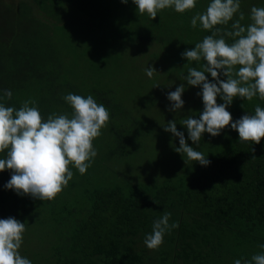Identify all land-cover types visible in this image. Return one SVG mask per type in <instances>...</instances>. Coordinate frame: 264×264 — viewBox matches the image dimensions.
Instances as JSON below:
<instances>
[{
	"label": "trees",
	"instance_id": "trees-1",
	"mask_svg": "<svg viewBox=\"0 0 264 264\" xmlns=\"http://www.w3.org/2000/svg\"><path fill=\"white\" fill-rule=\"evenodd\" d=\"M7 1L0 0V97L5 89L15 94L0 102L18 109L25 100H35L46 120L51 113L71 115L72 108L62 97L73 93L92 95L110 113L107 126L93 141L98 154L91 166L82 175L69 165L73 178L53 200L18 195L5 187L11 170L0 172V219L12 216L26 225L20 254L32 264H234L237 259L251 260L252 240L264 228V138L259 144L241 142L230 125L217 136L204 133L199 145L188 143L204 154L209 165L178 153L171 169L163 167L152 172L156 176L150 174L153 180L147 172L134 171L130 162L132 171L123 170L127 175L120 180L117 168L121 166L115 164L135 160L138 155L133 149L145 135L165 133L164 138L153 137L159 152L179 146V138L162 125L154 126L136 115L131 125L129 119L119 117L124 102H115L109 87L125 83L129 89L138 83L137 59L129 64L128 50H145L154 42L162 50L155 54L162 61L168 59L172 69H200L203 60L189 62L181 54L211 34L199 22L196 28L191 26V18L204 12L210 0H196V7L184 13L163 9L155 19L139 14L133 0L126 13L120 11L127 7L121 0ZM35 5L42 15H36ZM253 6L264 7V0H240L242 25L251 23ZM239 12L228 25L216 27L230 29ZM205 75L212 80L210 74ZM200 91L190 92L192 109L198 115L204 107L197 95ZM217 102L223 103L220 97ZM257 105L264 108L258 96L251 101L237 97L228 111L236 120L254 114ZM169 108L167 114L178 122L177 129L187 130ZM122 119L126 125L119 122ZM104 161L110 164L108 173L115 170L109 185L100 176L90 177L93 170L102 172ZM156 161L160 167L165 159L158 155ZM74 193L79 194L78 200L65 197ZM165 211L171 213L169 223L178 222L179 227L165 234L158 249H148L145 236ZM236 230L245 242L231 238Z\"/></svg>",
	"mask_w": 264,
	"mask_h": 264
},
{
	"label": "clouds",
	"instance_id": "clouds-1",
	"mask_svg": "<svg viewBox=\"0 0 264 264\" xmlns=\"http://www.w3.org/2000/svg\"><path fill=\"white\" fill-rule=\"evenodd\" d=\"M121 2L126 4L128 0ZM133 3L139 14L147 13L151 19L166 8L184 13L196 7V0H133ZM239 10L240 0H210L204 12H197L191 18L193 28L199 22L204 30L211 31L181 54L189 62L204 61L200 69L189 67L182 77L187 85L200 87L197 95L202 97L203 111L199 118L189 115L179 122L187 129V139L177 129L175 120L164 125L166 132L179 138V146L173 145L174 150L202 166L209 165L210 161L190 146L188 140L199 145L204 133L217 136L229 125L238 132L241 142L259 144L264 138V108L257 105L254 114L246 113L236 120L228 111L237 97L251 101L258 96L264 100V7H251V23L246 26L240 23L244 14ZM238 12L239 19L231 23L230 29L216 27L228 25ZM225 37L232 38L233 42L229 44ZM144 71L149 78L157 72L150 66ZM184 91L182 83L167 93V99L172 102L169 111L178 112L183 108ZM217 97L223 103H218ZM11 98V90L5 89L0 100ZM62 98L72 108L71 115L51 113L46 120L35 106V100H25L18 109L0 102V153H4L0 158V172L11 170L5 187L18 195L53 200L73 178L69 165L83 175L98 154L93 141L107 126L109 110L92 95L68 93ZM170 216L165 211L153 221L152 231L144 239L148 249H158L165 234L179 227L178 222L169 223ZM25 231V223L15 217L0 219V264H32L19 252ZM259 247L264 249V244ZM234 264H264V252L252 255L251 260L237 259Z\"/></svg>",
	"mask_w": 264,
	"mask_h": 264
},
{
	"label": "rangeland",
	"instance_id": "rangeland-1",
	"mask_svg": "<svg viewBox=\"0 0 264 264\" xmlns=\"http://www.w3.org/2000/svg\"><path fill=\"white\" fill-rule=\"evenodd\" d=\"M27 1V0H24ZM31 2L30 0H28ZM9 3L12 2V0L7 1ZM127 7H121L120 11H123L126 13V9H130V1L128 0V3H126ZM134 8V7H133ZM34 12L37 16L42 15L40 13V10L36 5L33 7ZM165 15L167 16V13L165 12ZM147 14L145 13V18ZM145 18L143 20H145ZM142 20V21H143ZM158 24V23H157ZM156 31V29H154ZM157 33V32H156ZM153 47H149L148 49L141 51L138 48L128 50L129 56H127V59L129 60V64L131 61L135 58L137 59L136 65L138 66L139 73H140V81L138 83L133 84L132 86H129V89H126L124 87L125 83L121 86L113 87L111 85L109 87L111 94L110 97L113 96V99L115 102H124V110L123 113H118L117 115L122 118L129 119L128 123L133 124V118L134 115L138 116V118L144 119L146 122H150L154 126H163L167 124L168 121L172 120L171 115L167 114L166 109L171 106V103L167 99V93L171 91V88H175L179 86L180 84L185 85V91L182 94V99L184 100V106L183 108L178 111L174 112L177 115V119L180 122L182 119L186 118L187 116L191 115L193 118H199L198 113L195 114L196 110L192 109V104H194V101H192L191 98V91L198 90L200 87H186L187 81L182 80L183 75H186L187 72H185L186 68H181L178 66L176 69H172L171 63H168L167 60L162 61L159 59L158 55L155 53L162 52L161 49H159V44H156V42L151 44ZM137 55H140L139 57ZM137 56V57H135ZM148 66L154 67L157 72L154 73L152 78H149L145 73V68ZM99 67V65L96 66V69ZM175 68V67H174ZM170 71H172V75L169 76ZM109 76V75H108ZM130 78V77H129ZM107 80V76L105 77V81ZM148 83V84H147ZM147 84V85H144ZM159 85V86H156ZM83 88V87H82ZM174 89V91H175ZM82 91V90H81ZM12 94H15L13 91ZM195 105V104H194ZM199 110V107L195 106ZM201 109V108H200ZM132 110V112H131ZM173 114V116H176ZM44 117V116H43ZM137 119V118H136ZM136 121V120H135ZM120 123L127 124L122 121H119ZM138 122V120H137ZM177 122V121H176ZM178 122L176 123L177 126ZM140 125V124H139ZM132 127V126H131ZM134 127V126H133ZM165 131V130H164ZM184 134L187 136V130L184 131ZM153 137L156 138H164L165 133L162 131L160 133H156L155 136H147L140 137L141 141L137 148H134V152L137 153L138 157L135 160H128L125 162L124 165L120 164V162H116V167L121 166L120 169L117 168V171H119V179L121 180L123 177H125V173H123V170H131L130 165H133L134 171H139L141 174L143 172H147L149 174V180L152 179V175L156 176V173H152L153 171H161L163 167H165L167 170L171 169V167L175 164V159L177 156V152L174 150V147L169 151L165 153V150L162 152L158 151L159 144L153 140ZM158 155H161V158H164V163L159 166V161H156V157ZM163 155V157H162ZM130 162V165H129ZM103 167H101L102 172H97L96 170H93L90 174V177L92 180H95L96 177H102V183L105 185H109L112 183L116 177L115 170L108 173L107 168H110V164L106 161L103 162ZM155 167V168H152ZM105 171L103 172V170ZM136 174V173H134ZM152 174V175H150ZM138 182V181H137ZM70 194H67L65 197L78 200V193L72 194L70 197H68ZM76 203V202H75ZM237 230L232 233L231 238L233 236L235 242H245V240L241 239V235ZM226 234V233H223ZM230 238V240H231ZM254 241V254L264 252V249H261L259 246L261 244H264V228H262L259 231V235L256 236ZM39 246V242H38Z\"/></svg>",
	"mask_w": 264,
	"mask_h": 264
}]
</instances>
